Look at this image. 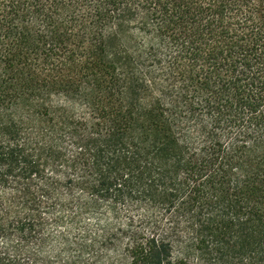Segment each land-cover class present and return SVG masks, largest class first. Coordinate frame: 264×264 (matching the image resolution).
Here are the masks:
<instances>
[{
  "label": "trees",
  "instance_id": "obj_1",
  "mask_svg": "<svg viewBox=\"0 0 264 264\" xmlns=\"http://www.w3.org/2000/svg\"><path fill=\"white\" fill-rule=\"evenodd\" d=\"M0 264H264V0H0Z\"/></svg>",
  "mask_w": 264,
  "mask_h": 264
}]
</instances>
